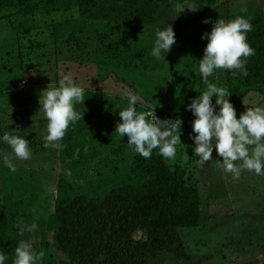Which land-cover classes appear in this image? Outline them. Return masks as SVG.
Segmentation results:
<instances>
[{
  "label": "rangeland",
  "instance_id": "374dc122",
  "mask_svg": "<svg viewBox=\"0 0 264 264\" xmlns=\"http://www.w3.org/2000/svg\"><path fill=\"white\" fill-rule=\"evenodd\" d=\"M193 4L196 11L187 9ZM178 6L186 9L179 14ZM259 9L264 11V0H218L210 8L201 6V0H167L156 22L132 23L115 35L145 49L151 66L148 70L142 64H99L104 59L97 56L88 63L72 61L76 42L100 39L111 28L106 23L65 21L19 35L10 21H0V136L18 129L29 143L37 140L44 145L47 121L39 111L40 91L50 84L57 86L62 74H71L84 87L86 101L76 105L81 119L70 125L60 143L88 146L83 156L74 160L62 149L30 146L31 159L14 160L15 172L0 160V206L14 209L26 224L38 225L35 233L21 232V225H17L7 246L6 264H12L21 240H31L37 251L45 253L42 264H70L53 242L57 203L79 194L103 198L112 189L131 183L133 160L138 154L128 146L127 136L115 133L121 121L118 111L127 107L124 94L128 90L144 98V105L137 106L139 111L159 114L162 120L183 121L182 142L172 161L191 169L203 198V224L180 229L185 255L161 254L151 264H264V176L243 171L234 179L220 167L218 159L222 158L216 150L213 159L201 165L190 138L195 117L187 110L198 91L206 88L202 81L196 84L191 75L198 72L193 59L203 35L199 29L213 20L246 17ZM170 24L176 43L166 60H156L150 55L155 28ZM211 81L228 90L237 117L247 107H264V95L258 91L236 100L232 92L235 85L227 81L225 70H218ZM0 151L10 149L4 144Z\"/></svg>",
  "mask_w": 264,
  "mask_h": 264
},
{
  "label": "trees",
  "instance_id": "16d2710c",
  "mask_svg": "<svg viewBox=\"0 0 264 264\" xmlns=\"http://www.w3.org/2000/svg\"><path fill=\"white\" fill-rule=\"evenodd\" d=\"M166 1L0 0V21H10L19 35L65 21L106 23L111 28L100 39L76 42L72 61L88 63L97 56L104 59L98 61L99 64L113 62L126 67L142 64L148 70L151 66L145 49L115 35L132 23L156 22ZM217 2L201 0V6L205 4L210 8ZM245 18L253 26L248 42L255 50L247 59L248 75L239 72L233 75L225 70L227 81L235 85L233 97L239 101L251 91L264 95V11H253ZM214 22L216 20L208 27H201L199 32H210ZM207 42L202 38L197 42V57L193 59L196 66ZM191 73L196 84L202 81L195 70ZM238 89L243 91L238 92ZM29 145L50 149L37 140ZM3 147L0 143V148ZM77 148L70 143L63 144L62 152L69 159H79L88 146L85 143ZM157 152L154 150L150 159L137 155L133 160L131 183L112 189L105 197L79 194L57 203L53 242L70 264H151V260L161 254L185 255L180 229L198 228L203 224L200 183L187 165L166 160ZM20 222L21 216L14 209L0 206V251L7 252L10 238ZM139 233L141 237H137Z\"/></svg>",
  "mask_w": 264,
  "mask_h": 264
},
{
  "label": "clouds",
  "instance_id": "9594fccd",
  "mask_svg": "<svg viewBox=\"0 0 264 264\" xmlns=\"http://www.w3.org/2000/svg\"><path fill=\"white\" fill-rule=\"evenodd\" d=\"M179 7V14L186 8ZM192 11L198 8L193 4L187 7ZM177 17V16H173ZM204 23L210 21L205 20ZM249 19L237 16L232 20L217 19L210 32H205L202 39L207 40L204 55L199 59L198 72L205 90L187 104L195 119L192 121L193 153L201 165L213 159L216 150L220 167L234 179H239L243 171L264 176V107H247L237 117V110L230 100L226 88L217 86L209 78L218 70H228L233 75L237 72L247 76V59L255 54L248 42V33L252 31ZM176 43V33L170 24L157 26L154 31L150 55L156 60H166V55ZM127 107L118 112L121 121L116 125V134L127 136L128 146L139 156L150 159L154 150L166 160H174L177 145L181 141V119H159L152 112L139 111L137 106L144 105V98L128 90L125 94ZM215 97V101L213 98ZM85 89L77 83L71 74H62L57 86L51 84L40 91L39 111L47 121V134L44 146L62 149L60 143L70 125L81 119L76 105H85ZM155 111V110H154ZM84 117V114H83ZM0 143L5 144L10 152L0 151V160L11 171H16L14 160H29L32 149L29 140L18 129L5 131L0 136ZM21 232L35 233L38 225L20 222ZM26 226V227H25ZM45 253L37 251L31 240H21L15 248L12 264H42ZM8 255L0 251V264H6Z\"/></svg>",
  "mask_w": 264,
  "mask_h": 264
},
{
  "label": "built area",
  "instance_id": "2783aa9c",
  "mask_svg": "<svg viewBox=\"0 0 264 264\" xmlns=\"http://www.w3.org/2000/svg\"><path fill=\"white\" fill-rule=\"evenodd\" d=\"M158 116V118L160 119V115L159 114H156Z\"/></svg>",
  "mask_w": 264,
  "mask_h": 264
}]
</instances>
